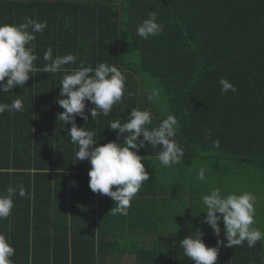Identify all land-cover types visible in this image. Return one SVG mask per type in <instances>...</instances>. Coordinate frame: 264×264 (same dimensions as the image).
<instances>
[{
  "label": "trees",
  "instance_id": "obj_1",
  "mask_svg": "<svg viewBox=\"0 0 264 264\" xmlns=\"http://www.w3.org/2000/svg\"><path fill=\"white\" fill-rule=\"evenodd\" d=\"M150 11L164 31L143 39L136 26ZM25 16L47 21V27L33 42L37 71L24 88L0 93V103L19 98L24 105L23 111L0 114V194L17 188L0 233L15 248L14 264L103 263L102 246L89 225L83 221L80 227L78 213L70 225L65 209L74 196L95 201L86 198L92 192L91 165L75 158L78 146L67 132L71 123L64 127L57 120L63 111L57 103L60 80L81 62L93 68L106 62L126 77L124 96L109 115L76 117L77 126L95 132L97 145L122 143L109 123L126 122L133 108L147 109L150 129L169 114L178 118L174 139L187 157L202 158L218 173H238L244 166L264 171V0H0V23L19 24ZM49 46L53 56L74 54L76 63L55 74L39 72ZM221 77L238 91L221 94ZM154 90L159 95L150 99ZM91 107L88 103L85 111ZM213 140L219 147H212ZM161 150L146 142L139 155ZM20 185L25 197L18 195ZM203 239L216 246L217 237ZM139 261L192 264L180 240L155 247L152 257ZM217 264H264V241L252 248L246 242L221 246Z\"/></svg>",
  "mask_w": 264,
  "mask_h": 264
},
{
  "label": "clouds",
  "instance_id": "obj_2",
  "mask_svg": "<svg viewBox=\"0 0 264 264\" xmlns=\"http://www.w3.org/2000/svg\"><path fill=\"white\" fill-rule=\"evenodd\" d=\"M46 27L47 21H39L29 16H25L19 24L0 23V93L10 92L16 86L24 88L32 73L37 71L34 62L39 57L35 53L36 45L33 42L36 34H42ZM163 31L164 25L158 22L155 11H150L147 18L136 26V35L143 39L158 36ZM43 60L46 63L39 72L55 74L62 71V66L75 64L77 57L74 54L53 56V49L49 46L44 52ZM125 80V75L114 65L100 62L93 68L81 62L71 72L65 71L60 80L61 88L57 99L63 109L57 114V120L64 127L71 123L67 132L71 143L78 146L76 160L87 161L91 165L88 172L90 190L113 199L115 206L110 209L112 215H127L131 201L149 179V172L142 163L147 157L139 155V150L145 147L146 142L153 148L162 149L157 153V159L165 167L181 164L184 157V149L174 139L180 127L174 114L167 115L158 126L150 129L149 125L153 121L151 111L131 109L126 122L115 120L108 125V128L117 132L118 137L123 136L122 143L109 141L97 145L94 131L77 126V116L88 121L89 113L92 119L109 115L113 106L124 96ZM219 84L221 94L238 91L225 77L220 78ZM158 95L159 92L154 90L149 98ZM88 103L94 107L86 112ZM23 108V101L17 98L11 104L0 103V114L5 111L20 112ZM205 132L207 138L211 139L210 130L205 129ZM212 147H219V141L213 140ZM196 179H206L205 169L198 171ZM70 184L75 186L74 181ZM27 194L24 186L20 185L18 195L25 197ZM16 195L17 188L13 186H8L0 194V220L11 215L13 198ZM256 201L257 197L248 191L239 194L225 193L221 188H213L202 198L205 206L202 212L206 215L201 223L212 228L217 236L216 246H207L203 239L205 233L201 228H196L180 240L184 255L192 264H217L221 246L234 248L243 246L246 242L252 248L258 241H264V231L253 227ZM221 221L225 240L219 238L222 231ZM14 255L15 248L10 238L0 233V264H14L11 259Z\"/></svg>",
  "mask_w": 264,
  "mask_h": 264
},
{
  "label": "crops",
  "instance_id": "obj_3",
  "mask_svg": "<svg viewBox=\"0 0 264 264\" xmlns=\"http://www.w3.org/2000/svg\"><path fill=\"white\" fill-rule=\"evenodd\" d=\"M142 156L148 159L142 163L149 179L131 201L127 215H112L113 199L93 192L86 198L94 196V202L83 201L78 195L65 205L70 225L73 214L78 213L80 227L83 228L85 221L101 244L102 264H142L139 256L152 257L155 247L160 249L166 242L182 240L196 228L203 230V238L217 237L208 224L201 223L206 215L202 212L205 210L202 198L213 188L228 192L208 183L210 180L197 181L201 168L205 169V177H210L212 168L208 162L198 156L184 155L181 164L168 168L160 164L157 153ZM220 223V236H224L223 223Z\"/></svg>",
  "mask_w": 264,
  "mask_h": 264
},
{
  "label": "rangeland",
  "instance_id": "obj_4",
  "mask_svg": "<svg viewBox=\"0 0 264 264\" xmlns=\"http://www.w3.org/2000/svg\"><path fill=\"white\" fill-rule=\"evenodd\" d=\"M210 174V177H206L207 180H210L208 183L226 188L228 193L239 194L248 191L257 197L253 227L264 231V171L251 166H244L238 173H218L212 169Z\"/></svg>",
  "mask_w": 264,
  "mask_h": 264
}]
</instances>
